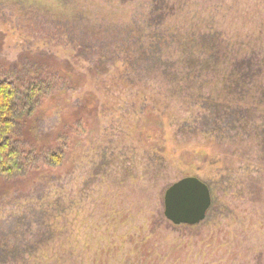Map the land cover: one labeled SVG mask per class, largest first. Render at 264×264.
<instances>
[{"label":"rangeland","instance_id":"rangeland-1","mask_svg":"<svg viewBox=\"0 0 264 264\" xmlns=\"http://www.w3.org/2000/svg\"><path fill=\"white\" fill-rule=\"evenodd\" d=\"M4 80L25 165L0 176L12 264H264V0H0ZM189 177L212 204L174 226L164 193Z\"/></svg>","mask_w":264,"mask_h":264},{"label":"trees","instance_id":"trees-1","mask_svg":"<svg viewBox=\"0 0 264 264\" xmlns=\"http://www.w3.org/2000/svg\"><path fill=\"white\" fill-rule=\"evenodd\" d=\"M85 45L86 43L83 42ZM186 46L189 47V49L192 51H188L185 48V52L188 54V64L190 67L191 65H198L199 67L202 66L203 68H208L209 70H212L214 72H217V69L215 68L214 63L217 64V49L216 51L208 50L204 54L203 53H197L194 51V44H191V39L189 37H186L185 43ZM91 45L88 46L90 48ZM198 46V45H197ZM201 48V46H198ZM215 52V53H213ZM195 55L194 58L191 56ZM195 58H197L195 60ZM118 61V58H116ZM191 61L195 62L191 64ZM202 61V62H201ZM114 62H116L114 60ZM248 67V74L247 76H254V74H259L262 69L261 68H254L255 65L250 63H245L243 60L237 61L235 59L233 67L234 69H237L236 71H240L241 68ZM201 68V67H200ZM202 68V69H203ZM239 68V69H238ZM215 69V70H214ZM206 70V69H205ZM237 72V73H238ZM41 91V89H31L29 91V94L27 95V100L29 103H32L34 97ZM18 91L11 82L8 80L0 81V176L1 177H13L18 176L25 170L24 155L22 154L21 149L16 147V145L13 143V140H11L12 132L16 128V116H17V102H18ZM205 102H210V99H206ZM221 107V104H214L211 102L210 105H205V109H219ZM222 113V111H220ZM224 119L226 118L227 114L223 115ZM61 156L58 154H52L48 161L51 164H59L61 161ZM26 159V157H25ZM18 253L11 252V253H4L0 254V264H12L14 261H17ZM23 259V258H21Z\"/></svg>","mask_w":264,"mask_h":264},{"label":"water","instance_id":"water-1","mask_svg":"<svg viewBox=\"0 0 264 264\" xmlns=\"http://www.w3.org/2000/svg\"><path fill=\"white\" fill-rule=\"evenodd\" d=\"M164 194L163 216L174 226L199 224L212 204L207 185L195 177L178 180Z\"/></svg>","mask_w":264,"mask_h":264}]
</instances>
